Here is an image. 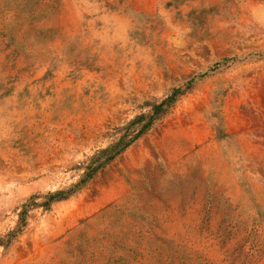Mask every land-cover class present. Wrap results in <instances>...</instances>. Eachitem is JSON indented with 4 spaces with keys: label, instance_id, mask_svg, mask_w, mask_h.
<instances>
[{
    "label": "rangeland",
    "instance_id": "374dc122",
    "mask_svg": "<svg viewBox=\"0 0 264 264\" xmlns=\"http://www.w3.org/2000/svg\"><path fill=\"white\" fill-rule=\"evenodd\" d=\"M0 264H264V0H0Z\"/></svg>",
    "mask_w": 264,
    "mask_h": 264
},
{
    "label": "trees",
    "instance_id": "16d2710c",
    "mask_svg": "<svg viewBox=\"0 0 264 264\" xmlns=\"http://www.w3.org/2000/svg\"><path fill=\"white\" fill-rule=\"evenodd\" d=\"M181 91L182 89L180 87H177L173 89V91L169 95H167L165 98H163L160 102L156 103L153 106V112L149 115V119L145 121L144 123H142L138 131L128 141H126L120 148H118L113 154H111L106 160L100 162L98 165L93 167L92 170L89 171L88 177H91L97 171L98 168L102 167L105 163H107L109 160L114 158L118 153H120L123 149H125L128 145H130L135 139H137L142 133H144L145 130L148 129L153 124L156 118H158L161 114L167 111V109L175 101L177 94ZM144 116L145 115H139L135 119H133L132 122L134 123L136 121H140L142 118H144ZM107 150L108 148L103 151H107ZM24 221H25V218L21 217L18 226L8 234V238H10L13 235H16L18 231L22 229V225Z\"/></svg>",
    "mask_w": 264,
    "mask_h": 264
},
{
    "label": "crops",
    "instance_id": "0c3cea01",
    "mask_svg": "<svg viewBox=\"0 0 264 264\" xmlns=\"http://www.w3.org/2000/svg\"><path fill=\"white\" fill-rule=\"evenodd\" d=\"M137 3H140L144 0H135ZM147 1H154V0H147ZM113 16L117 17V18H122L124 20H126L127 16L125 14H119L118 12H114L112 13Z\"/></svg>",
    "mask_w": 264,
    "mask_h": 264
}]
</instances>
